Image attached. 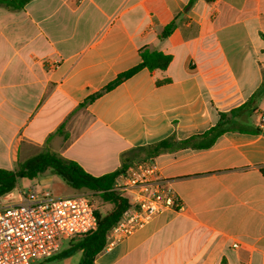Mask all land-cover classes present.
I'll list each match as a JSON object with an SVG mask.
<instances>
[{"label":"crops","instance_id":"1","mask_svg":"<svg viewBox=\"0 0 264 264\" xmlns=\"http://www.w3.org/2000/svg\"><path fill=\"white\" fill-rule=\"evenodd\" d=\"M190 3L0 6V168L15 170L51 151L102 176L142 161L137 148L202 134L246 103L264 83V0ZM144 49L172 60L107 89L142 64ZM262 115L264 94L252 116L237 119L254 131H228L208 149L154 157L182 209L156 215L104 248L95 264H264ZM58 192L82 191L67 185Z\"/></svg>","mask_w":264,"mask_h":264},{"label":"built area","instance_id":"2","mask_svg":"<svg viewBox=\"0 0 264 264\" xmlns=\"http://www.w3.org/2000/svg\"><path fill=\"white\" fill-rule=\"evenodd\" d=\"M41 187L32 184L21 188L20 201L13 205H3L0 198V264H37L59 253L63 239L82 238L97 229L94 193L61 197ZM112 190L125 197L128 206L108 232L105 248L166 209L183 207L170 183L160 177L154 158L128 166L116 177Z\"/></svg>","mask_w":264,"mask_h":264},{"label":"trees","instance_id":"3","mask_svg":"<svg viewBox=\"0 0 264 264\" xmlns=\"http://www.w3.org/2000/svg\"><path fill=\"white\" fill-rule=\"evenodd\" d=\"M32 0H0V6H4L11 11H21ZM195 0H191L190 5ZM206 2H214L215 0H205ZM176 22L173 21L165 27L162 32V37L169 36L175 29ZM142 64L121 75L113 84L108 86L110 89L123 79L131 76L142 67H147L150 70L166 69L170 64L172 57L162 52L144 49L141 52ZM264 94V83L246 103L237 109L232 110L230 113H221L219 121L202 134L194 135L184 140H178L175 137L164 139L160 142L140 147L136 149L135 157L140 160L154 158L164 152H168L178 148H192V149H208L212 147L216 140L228 131L248 132L247 126L242 124L238 119L241 113H246L247 117L252 116L258 106L260 96ZM255 132H260L256 129ZM132 160L123 163V166L112 173L102 176H94L88 173L79 163L61 157L54 152H42L25 162L19 164L15 170H8L0 168V197L12 192L18 185L19 178L34 179L39 173L46 170H51L56 175L63 178L68 186L78 191H91L99 194L104 201L114 204L112 211L106 215H101L97 212L98 227L97 229L82 237L79 241L74 243L70 248L63 252H59L47 259L54 261L73 254L74 252L81 251L83 257L80 264H95L96 256L102 252L106 246L107 234L110 229L119 221L124 210L128 206V200L120 193L113 191L116 177L126 170ZM74 239V238H72Z\"/></svg>","mask_w":264,"mask_h":264},{"label":"rangeland","instance_id":"4","mask_svg":"<svg viewBox=\"0 0 264 264\" xmlns=\"http://www.w3.org/2000/svg\"><path fill=\"white\" fill-rule=\"evenodd\" d=\"M50 171V170H49ZM55 175V176H54ZM43 180H47L45 183H42ZM38 184L41 185L43 189H46L48 191H51L54 195L60 194L58 191L60 188H64V186L67 187L66 182L63 180V178L59 175L53 174L52 172H47L46 174L39 173L36 178L30 179V178H19L17 187L10 193L5 194L1 196V202L3 205H13L20 201V188L24 189L26 187H29L31 184ZM53 189V190H52ZM55 191V192H54ZM83 193H93L91 191H82ZM65 195V194H64ZM63 194H60L59 196L63 197ZM94 203L97 207V212H99L101 215L108 212L110 209V202L104 201L103 198L99 195L94 193L93 195ZM77 238L70 239L65 238L62 241L60 253L70 248L74 243H76ZM59 253V254H60ZM83 257V253L81 251L74 252L73 254L54 260L49 261L45 260L42 262H37V264H80V261Z\"/></svg>","mask_w":264,"mask_h":264},{"label":"water","instance_id":"5","mask_svg":"<svg viewBox=\"0 0 264 264\" xmlns=\"http://www.w3.org/2000/svg\"><path fill=\"white\" fill-rule=\"evenodd\" d=\"M80 239H82V238H77L76 242L79 241Z\"/></svg>","mask_w":264,"mask_h":264}]
</instances>
